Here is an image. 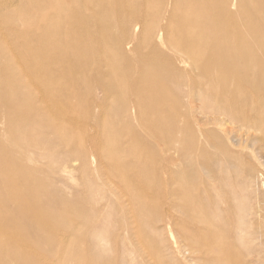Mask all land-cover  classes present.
<instances>
[{"label": "bare ground", "instance_id": "1", "mask_svg": "<svg viewBox=\"0 0 264 264\" xmlns=\"http://www.w3.org/2000/svg\"><path fill=\"white\" fill-rule=\"evenodd\" d=\"M37 1L20 10L19 19L8 20V34L0 30V264H43L37 245L53 241L67 256L56 254L51 264L86 261L76 259L73 245L62 247L58 232L37 239L41 222H59L37 201L52 198L48 174L28 160L34 154L46 159L37 143L39 128L76 149L54 154V170L73 158L88 164L93 150L84 139L105 140L107 159L121 180L114 194L116 227L144 264H165L160 252L170 238L184 254L179 264H249L222 240L227 233L245 242L261 236V208L248 192L260 172L247 169L238 180L244 191L232 180L228 186L218 176L208 180L193 164L188 174L166 173L145 145L170 146L178 138L163 136L159 124L136 128V123L160 116L165 129L189 135L198 148L206 131L199 121H181L173 111L180 104L165 85L169 82L190 116L192 99L198 114L216 112L248 128L263 127L256 104L264 101V0ZM25 78L37 85L23 87ZM95 89L102 90L104 114L102 121L95 119L102 132L91 139L76 117V105L96 106ZM110 109L120 114L112 121ZM46 113L53 115L43 118ZM27 125L30 131L21 129ZM70 128L81 138L68 135ZM236 155L226 152L221 158L234 167ZM129 169L136 173L125 175ZM96 186L110 192L106 183ZM54 205L66 207L62 201Z\"/></svg>", "mask_w": 264, "mask_h": 264}, {"label": "rangeland", "instance_id": "2", "mask_svg": "<svg viewBox=\"0 0 264 264\" xmlns=\"http://www.w3.org/2000/svg\"><path fill=\"white\" fill-rule=\"evenodd\" d=\"M37 2V0H0V30L8 34V20L19 19V14L22 13H19L20 10L27 5L37 4ZM8 9L11 11L6 12ZM39 64L41 65L42 62ZM98 67L100 71L107 69L101 63L98 64ZM196 72H199V70ZM6 78L8 80L12 79V75H7ZM25 80L26 78L20 79L23 87L30 88L35 86V84L37 85L36 82L34 84L30 81L25 82ZM165 85L173 92L175 100L180 104L173 111H175L181 121H199L200 125H203V130L206 131V135L199 137L201 141L197 144L198 148L196 149L188 137L189 135L179 133L175 130L165 129L164 127L167 126L163 125L164 120L160 116L156 120L149 118L141 123H136V128L141 126L153 127L154 124H159L163 127L159 129L163 132V136L171 137V135H174L178 139L174 140V144H171L170 146L172 147H170L165 142H161L159 145L154 144L150 135L148 138L152 142L150 144L146 143L145 147L147 152L155 157L158 164L163 167L166 173L173 171L178 174L180 172L188 174L191 172L190 169L193 164L194 166L201 167L196 172L208 180L213 176H218L223 179L225 185L227 183L229 184V180H232L235 187L240 191L244 190L239 185L238 180L249 174L247 173V169L251 172L255 171V169L259 171V183L257 185L253 183V185L248 187V192H250L254 201H257V204L261 208L259 212L261 216L260 224L262 226L261 236L256 240H247L248 242H245L240 236L227 233L222 243L226 247L234 249L235 254H243V257L245 256L249 264H264V157H262L264 156V125L263 127L254 126V128H248L244 125V122H230L226 120V117L216 112H213L210 117L204 113L198 114L197 111L200 112V109L194 108L196 102H193L192 99H189L193 109L190 116L189 108H185L188 104H186L184 98L181 99V96L171 83L165 82ZM94 93L93 100L97 103L96 106L85 107L83 105H76L79 110L76 113V117L80 125L87 129L88 136L91 139L96 135V132H102V124L101 127L96 126L95 119L101 116L102 121L104 114V110L101 107L103 104L102 90L95 89ZM218 99H222V97H218ZM35 100H37V97H35ZM40 105L44 106L45 104L42 102ZM250 105L253 106L254 103ZM256 107L262 110L264 115V101L256 104ZM51 115L53 114L46 113L43 115V118L49 119ZM119 115V112L114 109H110L107 112L109 121L118 118ZM21 129L30 131L32 126L27 125ZM42 130L40 128L38 129L39 135L37 134V139L39 141L37 143H40L41 151L47 154L46 159L38 158L34 154L30 155L28 160L40 166L42 171L48 174L49 182L52 185L50 191L53 199L42 198L37 201L40 202L45 211H49L50 215L58 217L59 222L53 220L41 222L39 224L40 229L38 230L40 234H37V239L42 240L43 237H46V234L52 232L60 233L58 237L64 239L62 247L68 245L76 247L78 249L74 253L76 259L79 257L86 259L85 263L82 264H144L139 254L134 252V248L129 246L127 242L129 238L125 234L119 235L116 227L117 207L114 203V194L120 189L121 180L111 169V160L109 158L107 159L104 138V142L95 143L92 140L88 141V139H84L87 145L86 149L93 150L88 164L85 163L83 165L80 160L73 158L69 162H63L60 168L57 167L59 169L54 170V164H51V157L54 154L60 156L63 152H67L68 150L72 152L74 150L76 151V149H73L74 145L69 142L60 144L51 133L42 134ZM224 131H226L225 134H223ZM67 132L70 136H74L75 138L78 136L79 139L81 138L77 129L70 128ZM225 144L229 146L228 149L231 151H228L224 147ZM201 152L214 154L215 156L209 159L208 156ZM226 152L237 154L235 157L230 156L234 157V167H228L222 161L221 153ZM168 163H172L173 168L168 167ZM134 173H136V169L125 171V175L129 176ZM98 181L106 183L110 187L108 194L104 192L105 190L102 187L98 188L96 186ZM53 200L55 202L62 201L66 207H56ZM247 217L253 218L254 215L250 214ZM64 224L66 226L62 227ZM70 225H74L72 227L73 229L70 228ZM227 228L228 225L225 224L221 227L224 232ZM105 236L108 238L107 246L103 245V238ZM149 236L152 238L155 237L153 235ZM173 240V238H170V243L164 242L162 244L160 254H163L165 264H179V261L184 258L182 249ZM37 254V257L43 261V264L53 263L56 254L62 257L64 256V258L67 256L65 252L59 249V244L56 241H53L51 246L48 244L45 246L37 245ZM117 254H120L119 257H117ZM156 256L154 254L153 257ZM50 260H53V262ZM151 261L155 260L151 259Z\"/></svg>", "mask_w": 264, "mask_h": 264}]
</instances>
